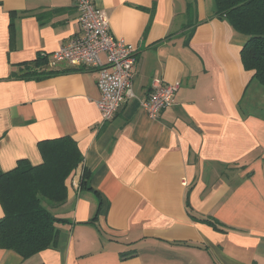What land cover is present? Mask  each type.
Masks as SVG:
<instances>
[{
    "label": "crops",
    "instance_id": "1",
    "mask_svg": "<svg viewBox=\"0 0 264 264\" xmlns=\"http://www.w3.org/2000/svg\"><path fill=\"white\" fill-rule=\"evenodd\" d=\"M94 2L136 55L132 95L105 123L97 70L36 62L77 32L74 1L0 0V171L41 163L45 139L71 136L83 155L51 206L57 246L0 248V264H264V87L242 64L246 37L214 0ZM155 78L178 89L151 118L140 99Z\"/></svg>",
    "mask_w": 264,
    "mask_h": 264
},
{
    "label": "trees",
    "instance_id": "2",
    "mask_svg": "<svg viewBox=\"0 0 264 264\" xmlns=\"http://www.w3.org/2000/svg\"><path fill=\"white\" fill-rule=\"evenodd\" d=\"M214 15L225 18L235 32L246 37L240 50L242 64L264 87V0H214ZM37 61L47 64L45 56ZM38 68H27L21 75H35ZM37 147L41 163L32 165L21 159L12 169L0 171V248L23 258L57 246L62 219L52 214L51 206L66 200L72 178L83 161L71 136L41 140ZM89 177L90 172L83 169L80 189L91 190ZM200 220L223 228L213 218Z\"/></svg>",
    "mask_w": 264,
    "mask_h": 264
},
{
    "label": "built area",
    "instance_id": "3",
    "mask_svg": "<svg viewBox=\"0 0 264 264\" xmlns=\"http://www.w3.org/2000/svg\"><path fill=\"white\" fill-rule=\"evenodd\" d=\"M78 12L75 35L48 55V67L60 62L71 66H86L97 70L96 86L100 96L96 104L102 123L108 122L125 100L132 95L131 85L136 61L135 51L115 37L104 12L94 0H73ZM101 55H104L105 61ZM178 89L177 83L153 79L148 96L140 99L143 111L151 118L158 117L169 106ZM72 185H78L73 179Z\"/></svg>",
    "mask_w": 264,
    "mask_h": 264
}]
</instances>
